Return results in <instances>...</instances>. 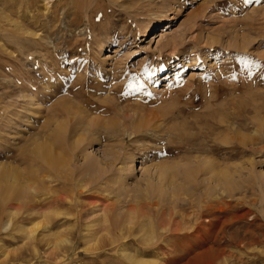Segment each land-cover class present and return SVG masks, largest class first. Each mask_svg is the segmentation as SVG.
<instances>
[{
    "label": "rangeland",
    "instance_id": "obj_1",
    "mask_svg": "<svg viewBox=\"0 0 264 264\" xmlns=\"http://www.w3.org/2000/svg\"><path fill=\"white\" fill-rule=\"evenodd\" d=\"M65 101L69 117L58 112ZM217 111L230 118L198 122ZM55 118L68 128L97 121L75 152L54 149L71 170L88 156L98 173H54L35 159ZM138 125L141 137L124 134ZM212 143L221 150L203 153ZM201 156L227 182L217 172L187 178ZM161 164L190 192L176 206L171 193H148ZM9 172L45 205L8 207L17 216L0 218V264H264V231L216 258L162 230L173 209L183 223L202 200L231 205L215 231L227 239L264 223V0H0V175ZM54 197L64 204H47ZM42 213L53 220L46 239L30 240L24 230ZM58 234L66 242L54 249Z\"/></svg>",
    "mask_w": 264,
    "mask_h": 264
},
{
    "label": "bare ground",
    "instance_id": "obj_2",
    "mask_svg": "<svg viewBox=\"0 0 264 264\" xmlns=\"http://www.w3.org/2000/svg\"><path fill=\"white\" fill-rule=\"evenodd\" d=\"M164 32H165V30L163 31L162 34H160L159 37H163L164 36ZM72 107H74V106H72L69 103V101H65V102H63V108L58 110V112L60 111L59 114L62 115L63 117H66V116L69 117L71 115V112H72L71 110L73 109ZM110 107H113V106H110ZM106 109L109 110L108 108H106ZM227 118H230V117L225 115L224 113H218V111H217V113L209 112V113H206V115H204L203 119L198 121V122L203 123L205 121L207 124H210V122L213 123V121L214 122L217 121L219 123H223V121H225ZM55 119H56V121L53 123V126L55 125L54 133L50 134L46 138V140L43 141V142H37V141L35 142V144H34L35 146H34V148L32 150V154L35 157V159H37V160L39 159L43 163H46L53 170L54 173H82V175H84V173H98V169H99V167L97 166L98 163L97 162L88 161V156H86L84 158L85 164H83L81 166H77L75 170H71L69 168V165H70L69 159H65L63 156L60 155V153L57 150L54 149L56 147H59V148L63 149V152H65V153H66V151L68 149H70L73 152H75V146L78 147L81 144H83L84 142L89 141L90 137H89V139L88 138H83V136L85 134H87L88 136L89 135L92 136L93 134L97 133V130L95 129L96 127H98L97 121L85 120V121H82V123H83L82 125H81V123H78L75 126L72 125L74 127L68 128V124H67L66 121L65 122H63V121L61 122V121H57V118H55ZM219 119H221V120H219ZM81 120H83V119H81ZM217 126H219V125H217ZM218 128H220V127H218ZM143 129H146L145 125H138L135 128H133L131 130V132H128V128H127V130L124 131V134L125 135L129 134L128 136H130V137L133 136V138L134 137L135 138L136 137H141V135L139 133ZM150 130H152V129H150ZM137 135H139V136H137ZM72 140L74 142H71ZM227 142H228L227 140L222 141V143L224 145ZM211 150L212 151L205 149V150H203L204 151L203 153H206L207 155H211V154L215 155L216 151L221 150V146L213 144V146L211 147ZM201 157L196 158L195 161H194L195 164L197 165V169H195L193 167H189L188 169L183 171V173H185L186 176H188L187 178H190L192 176L191 174L195 173V172L197 173V171L198 172H204V173H216L217 172V173H223L222 175H223V178L225 180L224 183L227 182L226 178L228 177L227 176L228 174H226V173H228V171H226V169L223 170V168H222L221 171H220L219 170L220 168L218 167L219 164H216V161L212 160L208 156H205V157H202V158ZM133 162H134V158L131 156L130 157V163L132 164ZM173 169H174L173 167H168V166H166V164H161V165L157 166L156 167V171L158 173V184H154V182H152L150 180V183H149L147 189H148V193L151 196L158 197V198H160V200H161V198L162 199L165 198L168 193H171V197H172L171 199H173L172 203L175 204L178 201H183L185 199V196L187 195V193H190V192H187V189H185V186H181L180 187V186H176L175 185L176 184L175 183V181H176L175 179H176L177 175L176 174L175 175L174 174H172V175L169 174L170 171L173 170ZM16 172H19V171H15V173ZM178 173H179V171H178ZM9 174H10V172H9ZM9 174L6 173V174H3V175H0V218H2V219L3 218H7V220L12 222V220L15 219L17 214L9 213L8 212V207H11V204L13 202H15V201L18 202V204H20L22 208H26V210H28V211H32L35 208H37L38 206H44L45 202H42L41 197H40L41 195L39 196L38 192H36L37 194H33L31 192L32 188H31V186H29V184L24 183L25 181L24 182H20L19 180H17L16 176L14 177V175H11V174L9 175ZM59 177L60 176H58V179H59ZM61 182H64V181H61ZM59 186H60V184H59ZM226 186H228L227 187L228 190L233 187L232 184H228ZM61 187H62V185H61ZM194 199H195V197H194ZM180 203H182V202H180ZM47 204H50V205H52L54 207H59L60 205L62 206L64 204V199L61 198V197H57V198L54 197V199L52 201L48 202ZM175 206H176V204H175ZM230 208H231L230 204H227L226 206H215V205H209V204L206 205V204H203V200H202V202H200V204L197 205L196 210H194L193 217L190 218V217L187 216L189 219L188 220H187V218H186V220L183 219V223H179V224H176V222H174V220H173V217L175 216V212L173 213V211H174V209H173V211L170 212V218L168 217L169 215L167 216L169 218V221H168L167 225H164L165 227L162 228V230L164 229L165 230V235L171 236L172 239L174 238L175 240H179L181 242H190V241L196 242L195 243L196 246H194L193 251H196V252L200 251L202 253L201 255L211 256V257L214 256L216 258H221L226 252V248L225 247H226L227 243L235 244V245L239 244V247H241V245L243 243H247L248 244L249 243L248 241L251 240V239L260 240L261 237H262L261 234H260L261 233L260 231H264V223H261V224H258V225H256V224H248V225L241 226V229L244 232V236L241 237V238L235 237L234 234L232 233L230 239H227V237H226V235H225V233L223 231L224 230L223 227H222V229L220 231L215 233V231H217L216 228L217 227L219 228V226L221 225L222 220L225 218L226 214H228V212H230ZM175 210H176V208H175ZM180 210H181V208H180ZM7 212H8V214H6ZM179 214H180V212H179ZM3 215L5 217H3ZM166 215H167V213H166ZM42 216L44 218V219H42L43 222H37L34 225H32V227L29 228L28 230L26 228L27 231L24 230L25 235H27V237L30 240H32L31 238H33V239L34 238H38V236H41V238L44 239V240L46 239V236H44L45 234L40 233V230L42 228L43 229H46V228L48 229L49 227H47V225L48 226L51 225V222H53V220H52V215H50L48 213H45V215L43 214ZM158 216H159V214H158ZM38 218H40V217H38ZM26 219H28V218H26ZM174 219H176V218H174ZM180 220H182V219H180ZM200 220L206 221V224H203V222L202 223L199 222ZM239 223H240V221H239ZM222 224H223V226H228L229 225L228 221L227 222H223ZM173 228H175V229H173ZM202 230H203V232H202ZM43 232H46V231H43ZM196 233H200V234L196 235ZM161 234H163V233H161ZM65 237H66V234H58V235L54 236L53 237L54 241L52 243V247L54 249H58V245L64 244L66 242ZM162 237H164V236H162ZM181 242H180V244H181ZM183 244H182V246H183ZM177 248L178 247H176V249H173L172 252H177L178 251ZM97 249H98V247L92 246L90 248H86V251L94 252ZM259 258L260 257H258V260H259Z\"/></svg>",
    "mask_w": 264,
    "mask_h": 264
}]
</instances>
